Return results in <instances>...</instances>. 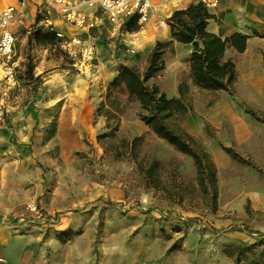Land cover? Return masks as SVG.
I'll return each mask as SVG.
<instances>
[{
	"label": "rangeland",
	"instance_id": "1",
	"mask_svg": "<svg viewBox=\"0 0 264 264\" xmlns=\"http://www.w3.org/2000/svg\"><path fill=\"white\" fill-rule=\"evenodd\" d=\"M179 6L158 0L137 33L119 28L118 37L113 32V38L95 40L79 29L64 31L59 51L28 39L36 19L45 27L50 17L43 8L13 31L11 58L0 66V262L100 264L103 243L131 241L128 232L142 223L129 212L150 208L164 217L159 226L169 223L166 230L190 237L185 250L199 264H234L225 249L264 240V88L242 85L214 94L193 87L186 50L179 45L175 51L172 44L164 50V71L148 83L170 98L178 97L179 83L186 82L192 110L181 127L214 164L216 149L228 157L225 166L215 164V213L203 202L192 160L139 121L140 107L122 87L109 89L120 66L142 72L155 43H167L165 20ZM6 68L13 70L12 79ZM100 106L112 113L108 124L97 115ZM107 126L116 127L117 140L141 138L140 156L161 163L162 182L172 199L145 189L130 160L113 159L111 148L104 153L97 137ZM41 211L48 222L40 218ZM164 229L158 230L163 236ZM176 242L179 247L181 241ZM253 253L264 258V245Z\"/></svg>",
	"mask_w": 264,
	"mask_h": 264
},
{
	"label": "trees",
	"instance_id": "2",
	"mask_svg": "<svg viewBox=\"0 0 264 264\" xmlns=\"http://www.w3.org/2000/svg\"><path fill=\"white\" fill-rule=\"evenodd\" d=\"M213 20H215V16L202 4L191 3L185 9L173 11L165 20V24L169 29L171 41L191 47L186 62L192 86L208 92H231L236 78V69L231 60H224V54L229 48L242 53L246 48L247 37L235 33L222 38L210 33L207 27ZM39 22L38 17L36 24L38 25ZM37 25L29 34V41L34 40L35 43L50 50L59 51L62 42L59 33L52 27ZM121 30L127 33H137L139 31L137 19L133 17L127 20ZM170 44L172 43L156 42L148 55L146 67L142 72L132 67L120 66L116 76L109 84V89L122 87L127 94V99L135 101L139 105V121L158 139L192 160L196 174L195 182L203 202L210 213H215L217 207L216 166L203 145L181 127V122L192 110V98L189 94L188 84L180 82L177 87L178 97L170 98L156 85L148 84L164 71V50ZM31 70L32 64L29 58L25 73L30 74ZM97 115L104 116L108 124L112 113L109 110L103 111V107L100 106L97 109ZM106 129L107 132L97 137L104 153L108 154V148H111L114 150L113 159L130 160L137 174L143 179L145 189L165 192L166 198L172 199L173 195L162 182L161 163L157 159L140 156L138 147L141 138L135 137L131 141L117 140L115 139L116 127L107 126ZM226 153L230 155L227 151ZM238 160L241 161V159ZM40 218L45 223L50 219L43 211L40 212ZM27 220L33 224L38 223L31 218H27ZM6 222H12V220L8 218ZM261 245H264V240L250 246L229 247L224 250V254L234 264H240L243 261L248 264H264V258L261 256L253 257V250ZM252 257L253 259H251Z\"/></svg>",
	"mask_w": 264,
	"mask_h": 264
},
{
	"label": "crops",
	"instance_id": "3",
	"mask_svg": "<svg viewBox=\"0 0 264 264\" xmlns=\"http://www.w3.org/2000/svg\"><path fill=\"white\" fill-rule=\"evenodd\" d=\"M70 1L75 2L77 0ZM162 1L169 2L168 0ZM157 2L158 0L154 2L150 16ZM178 3H180L179 8L174 10L185 9L194 1L181 0ZM17 4V0H0V13L8 6H16ZM41 8H43V0H26V15L24 16L23 24L27 20L28 22L32 20L33 15ZM82 11L84 14L93 16L91 10L84 9ZM209 12L215 16V20L210 21L207 27L210 33L222 38L229 37L235 33L247 37L246 48L242 53L229 48L224 54V60H231L235 64L236 78L232 87L237 90L245 86L248 89H255L258 86L264 88V0H221L219 6L216 9L209 10ZM167 16L169 17L170 14ZM49 20L53 29L61 36H65L64 31L75 30L74 27L64 23L61 17L54 12L50 13ZM103 25L105 29L102 31L98 28L88 33L82 32L88 38L92 37L95 40H101L107 35L113 38L115 34L113 32H117L116 37L119 36L118 29L107 27L105 23ZM13 26L12 32L18 28V25ZM165 35L166 37L168 36L165 41L171 42L173 49L178 51L181 44L171 41L167 26ZM154 36L153 30H150L149 39L152 40ZM181 46L186 50L183 57L187 61L191 47L188 45ZM219 92L221 91L211 93L217 94ZM213 153L216 155L214 160L217 167H223L227 164L228 157L224 153L217 149ZM129 214L135 219L142 218V223L133 225V230L128 232L129 235H133V241L127 242L123 237L121 240L110 244L103 243L100 248V264H199L192 258L190 251L187 252L186 250L188 249L185 250L186 243L190 237L187 236L183 239L181 231L174 230L172 232L166 230L169 223L164 222L162 226H159L163 220L159 221L158 219L164 217L161 216L162 214L158 210L150 208L142 213L132 210ZM173 215L176 216L177 212L173 211ZM160 228H165V236L158 232ZM177 240L181 241L179 247Z\"/></svg>",
	"mask_w": 264,
	"mask_h": 264
},
{
	"label": "built area",
	"instance_id": "4",
	"mask_svg": "<svg viewBox=\"0 0 264 264\" xmlns=\"http://www.w3.org/2000/svg\"><path fill=\"white\" fill-rule=\"evenodd\" d=\"M156 0H43V10L46 14L56 13L62 21L75 29L86 33L107 27L121 28L131 18H136L139 25L148 22L151 9ZM177 3L181 0H168ZM206 9H216L221 0H193ZM88 9L93 16L84 14ZM26 10V0L18 1L16 6H8L0 13V66H5L11 58L15 37L11 30L13 25H22ZM97 14V15H96ZM104 17V20H103ZM45 27H51L49 19L43 21ZM61 36V35H59ZM6 67V66H5ZM9 79L14 76L13 70L6 68ZM0 264H3L0 262Z\"/></svg>",
	"mask_w": 264,
	"mask_h": 264
}]
</instances>
